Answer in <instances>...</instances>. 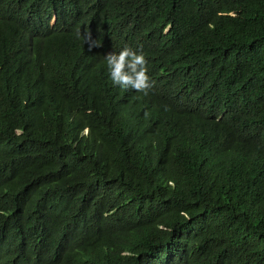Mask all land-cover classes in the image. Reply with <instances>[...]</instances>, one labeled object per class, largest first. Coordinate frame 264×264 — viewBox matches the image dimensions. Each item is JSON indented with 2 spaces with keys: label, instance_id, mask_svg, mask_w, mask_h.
Wrapping results in <instances>:
<instances>
[{
  "label": "trees",
  "instance_id": "16d2710c",
  "mask_svg": "<svg viewBox=\"0 0 264 264\" xmlns=\"http://www.w3.org/2000/svg\"><path fill=\"white\" fill-rule=\"evenodd\" d=\"M0 264H264V0H0Z\"/></svg>",
  "mask_w": 264,
  "mask_h": 264
},
{
  "label": "clouds",
  "instance_id": "9594fccd",
  "mask_svg": "<svg viewBox=\"0 0 264 264\" xmlns=\"http://www.w3.org/2000/svg\"><path fill=\"white\" fill-rule=\"evenodd\" d=\"M55 17L51 20L54 24ZM169 27L164 30L167 33ZM78 38H82L83 43L87 44L89 49L99 45L93 40L89 33H78ZM147 62L143 52L139 49H133L125 46L118 53H109L105 56L106 71L108 82L114 88L147 95L152 88V82L148 76Z\"/></svg>",
  "mask_w": 264,
  "mask_h": 264
}]
</instances>
